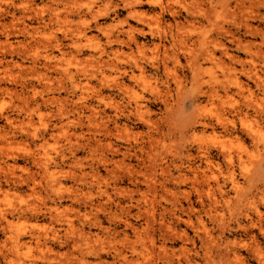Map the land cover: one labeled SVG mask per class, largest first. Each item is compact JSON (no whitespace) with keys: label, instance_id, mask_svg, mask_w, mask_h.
<instances>
[{"label":"rangeland","instance_id":"374dc122","mask_svg":"<svg viewBox=\"0 0 264 264\" xmlns=\"http://www.w3.org/2000/svg\"><path fill=\"white\" fill-rule=\"evenodd\" d=\"M0 264H264V0H0Z\"/></svg>","mask_w":264,"mask_h":264},{"label":"bare ground","instance_id":"6f19581e","mask_svg":"<svg viewBox=\"0 0 264 264\" xmlns=\"http://www.w3.org/2000/svg\"><path fill=\"white\" fill-rule=\"evenodd\" d=\"M231 183H232L233 186H235L236 185V180H234L233 178H231Z\"/></svg>","mask_w":264,"mask_h":264}]
</instances>
